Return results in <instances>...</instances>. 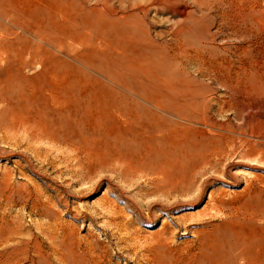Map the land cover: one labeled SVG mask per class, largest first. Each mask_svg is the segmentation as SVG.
I'll return each mask as SVG.
<instances>
[{
  "label": "rangeland",
  "instance_id": "obj_1",
  "mask_svg": "<svg viewBox=\"0 0 264 264\" xmlns=\"http://www.w3.org/2000/svg\"><path fill=\"white\" fill-rule=\"evenodd\" d=\"M6 45L0 264L264 263V0H0ZM171 134L219 181L149 216Z\"/></svg>",
  "mask_w": 264,
  "mask_h": 264
},
{
  "label": "bare ground",
  "instance_id": "obj_2",
  "mask_svg": "<svg viewBox=\"0 0 264 264\" xmlns=\"http://www.w3.org/2000/svg\"><path fill=\"white\" fill-rule=\"evenodd\" d=\"M51 1V0H50ZM74 4V3H73ZM100 5V4H99ZM38 7V6H37ZM78 7V6H77ZM105 7V5H104ZM86 8V7H85ZM47 9V8H46ZM79 9V8H78ZM102 9V8H101ZM112 9V10H111ZM106 8L107 12L109 14H111L112 16H115V14H117V12H114L115 10H113L114 8ZM89 10V9H88ZM93 10H95L93 8ZM141 10V9H140ZM74 11V10H73ZM80 11V9H79ZM76 12V11H75ZM83 12V10H82ZM92 13V12H90ZM95 13V12H94ZM93 13V14H94ZM122 13V12H119ZM104 14V13H102ZM142 14H145V11H142ZM87 15V14H86ZM96 15V14H95ZM98 15V14H97ZM25 16V15H24ZM109 17V16H108ZM111 17V16H110ZM116 17V16H115ZM97 18V16L95 17ZM101 18V17H99ZM122 18V17H121ZM80 19V18H79ZM63 20V19H62ZM86 20V19H85ZM99 19H97L98 21ZM88 21V19H87ZM96 21V22H97ZM102 21V20H101ZM106 21V20H105ZM117 21V20H116ZM120 21V19L118 20ZM108 22V18L106 23ZM122 22V21H120ZM77 23V22H76ZM103 23V22H102ZM110 23V22H109ZM88 25V24H87ZM7 33V32H6ZM5 33V34H6ZM2 34V33H1ZM9 35V34H8ZM2 36V35H1ZM10 36V35H9ZM4 37H6L4 35ZM9 39V37H6ZM10 39L13 40V38L11 37ZM7 40V39H5ZM3 41V40H2ZM14 41V40H13ZM18 42V41H17ZM2 43V42H1ZM6 43V42H3ZM3 45V44H2ZM1 45V47H2ZM5 45V44H4ZM8 45H6L7 47ZM12 46V45H11ZM9 47V46H8ZM7 47L3 49H0V52H2L4 54H6V57L9 55L10 56V49H12L10 47V49ZM16 47V46H15ZM29 47V46H28ZM27 48V47H26ZM16 49V48H15ZM19 49V48H18ZM28 50V49H27ZM15 53V50H12ZM12 53V52H11ZM17 53V52H16ZM12 55V54H11ZM29 56V60L30 63L34 60L31 61V58L34 56H31L30 53H28ZM33 55V54H32ZM5 58V57H3ZM9 58V57H8ZM11 59V57H10ZM20 59V58H19ZM23 59V58H22ZM11 61V60H8ZM5 62V61H4ZM7 62V61H6ZM19 62V60H18ZM8 63V62H7ZM27 64V62H25ZM24 63V64H25ZM34 63V62H33ZM237 63V62H236ZM31 65V64H30ZM29 65V66H30ZM7 66V65H6ZM12 66V65H11ZM14 67V66H13ZM25 67V66H24ZM10 67H7V69ZM15 69V68H14ZM10 70H12L10 68ZM9 70V71H10ZM17 70V69H16ZM14 71V70H13ZM12 71V72H13ZM11 72V71H10ZM224 73V72H223ZM12 73H10L11 75ZM16 74V73H14ZM13 77V76H12ZM10 78V77H9ZM1 80V79H0ZM3 83V81H2ZM2 85V84H1ZM60 89V88H59ZM1 90V89H0ZM1 92V91H0ZM85 92V90H84ZM26 92L24 93L26 95ZM29 93V92H28ZM32 93V92H30ZM29 96L31 97L32 95L29 94ZM82 96V95H81ZM24 97V96H23ZM33 97V96H32ZM31 97V98H32ZM27 98V97H26ZM21 101L23 98H20ZM30 99V98H29ZM27 98V102L29 103V100ZM26 101V100H25ZM33 101V100H32ZM6 102V101H5ZM17 102L20 103L19 101H16L15 104H17ZM4 103V101H3ZM22 103V102H21ZM26 103V102H25ZM27 103V105H28ZM7 104V103H6ZM5 104V105H6ZM14 104V103H13ZM12 104V105H13ZM33 104V102H32ZM10 105V106H12ZM23 105H25L23 103ZM2 107H4L3 105H0ZM15 106V105H14ZM21 109V108H20ZM24 110V108H22ZM21 109V110H22ZM3 110V109H2ZM1 110V111H2ZM20 110V111H21ZM0 111V112H1ZM30 111V110H29ZM22 112V111H21ZM33 113V112H32ZM3 114V113H2ZM28 114V112H27ZM4 115V114H3ZM10 117V116H9ZM4 118V117H3ZM2 118V119H3ZM31 118V117H30ZM8 119V118H7ZM10 119V118H9ZM24 119V118H23ZM13 121H11V127H15L18 124V119L14 118ZM2 121V120H1ZM5 121V119L3 120ZM7 122V121H6ZM5 122V123H6ZM4 124V123H3ZM7 124V123H6ZM19 124H24L21 121H19ZM18 124V125H19ZM2 125V124H1ZM221 126V125H219ZM46 127V126H45ZM217 127V125H216ZM3 128V126H2ZM6 128V126L4 127V129ZM13 129V128H11ZM215 130V129H214ZM221 130V129H220ZM219 130V131H220ZM31 131V130H30ZM203 131V130H202ZM201 131V132H202ZM210 131V130H209ZM12 132V131H11ZM211 132V131H210ZM165 133V132H164ZM204 133V132H203ZM212 133V132H211ZM10 135V134H9ZM214 135V134H213ZM210 136V135H209ZM209 136L207 137L208 140L210 139ZM217 136V135H215ZM12 137V136H11ZM219 137V136H218ZM152 138V137H151ZM214 138V136H213ZM222 138V137H221ZM231 138V137H230ZM10 139V138H9ZM16 139V138H15ZM220 139V138H218ZM176 140L177 137L175 134H171V135H167V136H163L162 138H160L159 141V146L160 148H162V153H163V161L161 162V164L159 166H157L156 169L151 168V169H147L145 171H130L131 177L134 178L137 177V179H142L143 183H144V187H141L144 191V195L142 200H146L147 198H152L150 201H148L147 203L144 204V207L146 208L149 216H152V208H157L160 211H165L168 209H174L176 207H185V204H189L192 202H196L199 201L201 199V196L203 194L204 189L206 188V186L212 181V180H216L219 181L217 178H214L212 175H208L209 171L211 170L212 167H214L215 163H220V158L223 156L224 153V148H222L224 145L223 143L220 144L219 141H215L212 142V139L210 140L211 143H208L207 148L198 153L197 155H194L193 157L191 156H186V157H179V156H175V151H173V146L172 144H176ZM223 140V139H222ZM230 140V139H229ZM7 141V140H6ZM11 141V140H10ZM9 141V142H10ZM148 141V140H147ZM224 141V140H223ZM221 142V141H220ZM229 142V141H228ZM65 143V142H64ZM206 143V144H207ZM15 144V143H14ZM13 144V145H14ZM223 145V146H222ZM222 146V147H221ZM226 146V145H225ZM237 146V145H236ZM29 147V146H28ZM192 150V149H191ZM193 151V150H192ZM156 155V154H155ZM154 155V156H155ZM132 158V157H131ZM128 165V164H127ZM95 168V167H94ZM123 172V171H122ZM125 173V172H124ZM222 173V172H221ZM127 175V173H126ZM130 177V178H131ZM128 181V179H126ZM127 181V182H128ZM142 182V181H141ZM222 182V181H221ZM137 183V182H136ZM141 186V185H140ZM140 189V188H139ZM180 198H184V199H180ZM187 199V200H186ZM145 202V201H144ZM132 207H137L135 203L132 202ZM144 208V209H145ZM173 211V210H172ZM147 217V216H146ZM173 233V232H172ZM258 257V256H257ZM253 259V258H252ZM258 260V259H257ZM253 261V260H252ZM251 263V261H250ZM252 264V263H251ZM261 264V263H260ZM264 264V263H263Z\"/></svg>",
  "mask_w": 264,
  "mask_h": 264
}]
</instances>
